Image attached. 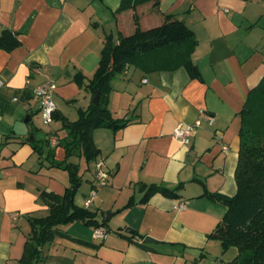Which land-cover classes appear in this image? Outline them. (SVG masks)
<instances>
[{
    "label": "crops",
    "instance_id": "obj_1",
    "mask_svg": "<svg viewBox=\"0 0 264 264\" xmlns=\"http://www.w3.org/2000/svg\"><path fill=\"white\" fill-rule=\"evenodd\" d=\"M124 4L135 7L121 10ZM152 4L0 0V37L9 31L20 42L0 50V264H229L238 256L237 248L223 251L209 237L227 209L204 194L237 192L241 112L264 80V0H160L156 11ZM165 14L193 30L196 74L176 48L142 56L115 76L107 96L113 120L126 125L87 130L98 152L92 162L81 144L68 156L66 147L79 138L68 122L97 106L88 84L108 39L118 43L122 33L134 32L136 16L151 25ZM48 81L57 86L58 108L49 125L32 93ZM198 123L189 145L174 137L179 124ZM53 136L59 139L54 147L48 141ZM100 162L109 175L102 185L96 182ZM54 163L78 172L75 202L94 216L60 226V234L40 248L37 263L25 248L31 219L49 215L40 193L63 195L73 185L71 170ZM151 186H180L181 197L146 196ZM181 202L187 208L175 210ZM92 219L111 231L106 239L94 237ZM146 237L160 243H145Z\"/></svg>",
    "mask_w": 264,
    "mask_h": 264
},
{
    "label": "trees",
    "instance_id": "obj_2",
    "mask_svg": "<svg viewBox=\"0 0 264 264\" xmlns=\"http://www.w3.org/2000/svg\"><path fill=\"white\" fill-rule=\"evenodd\" d=\"M159 1L148 0L153 3L155 11L158 10ZM132 7L135 6L124 4L120 9ZM135 22L134 32L122 33L118 43H113L111 39L106 42L100 66L88 84V88L94 93L100 91V103L83 113L79 121L68 122L72 132L79 135L77 140L66 147L68 156L76 145L81 144L87 162H92L98 152L94 151L92 142H88L87 130L94 127L117 128L126 125V122L121 125L119 121L113 120L107 96L115 76L123 73L128 65L137 64L142 56L167 47L176 48L179 51L177 55L183 60L190 74H196L191 55L197 41L193 30L184 21L173 14H165L161 22L151 25L141 22L137 16ZM19 43L15 35L4 31L0 37V50L11 51ZM57 113L58 111L54 114V119H57ZM241 119V148L235 173L237 192L232 197L207 191L204 194L213 201L222 203L227 209L221 223L209 237L219 240L223 251L232 247L238 249V256L229 264H264V80L248 95ZM54 166L70 169L73 185L68 187L63 195L51 191L40 193V199L49 207V215L31 219L32 232L25 248L26 255L31 253L32 259L37 263L41 260L40 248L60 234V226L94 216L75 202V196L82 184L78 172L73 171L72 166L67 164L54 163ZM158 192L173 199L181 197L180 186L175 189L151 186L146 196ZM88 223L95 228H105V224H100L97 220L92 219ZM105 229L107 233L111 232ZM120 230L115 232L121 233ZM142 245L147 246L145 243Z\"/></svg>",
    "mask_w": 264,
    "mask_h": 264
},
{
    "label": "built area",
    "instance_id": "obj_3",
    "mask_svg": "<svg viewBox=\"0 0 264 264\" xmlns=\"http://www.w3.org/2000/svg\"><path fill=\"white\" fill-rule=\"evenodd\" d=\"M56 84L53 81H48L34 87L32 93L35 101L39 103V112L42 116V119L45 124L49 125L54 122V114L58 111L56 102H55V92H56ZM17 101L18 98H15ZM212 121V119H210ZM200 124L198 123L196 126L179 124L174 130V137L181 141L184 145H189L191 138L195 132V129ZM51 146H57L59 144V139L57 137H50L48 139ZM104 164L102 162L97 164V181L98 184H104L109 175L106 171H104ZM98 187H95L91 190L89 197L85 201L86 207H90L93 204V201L97 195ZM187 208L186 203L181 202L175 206V210H185ZM108 233L104 227L96 228L94 230V237L96 239H106Z\"/></svg>",
    "mask_w": 264,
    "mask_h": 264
},
{
    "label": "water",
    "instance_id": "obj_4",
    "mask_svg": "<svg viewBox=\"0 0 264 264\" xmlns=\"http://www.w3.org/2000/svg\"><path fill=\"white\" fill-rule=\"evenodd\" d=\"M93 103L95 105H99L100 103V91H96V94H95V97H94V100H93ZM30 120V118L28 117L26 122H28ZM112 214L108 213L106 215V218L109 219L111 217ZM127 232H132V230L128 229ZM145 243H148V244H159L160 242H158L157 240L151 238V237H146L145 238Z\"/></svg>",
    "mask_w": 264,
    "mask_h": 264
},
{
    "label": "rangeland",
    "instance_id": "obj_5",
    "mask_svg": "<svg viewBox=\"0 0 264 264\" xmlns=\"http://www.w3.org/2000/svg\"><path fill=\"white\" fill-rule=\"evenodd\" d=\"M36 121H37V123H38V124H37L38 126L41 127V126L43 125L42 119L37 118ZM43 126H44V125H43ZM84 188H85V187H83V189H84Z\"/></svg>",
    "mask_w": 264,
    "mask_h": 264
}]
</instances>
